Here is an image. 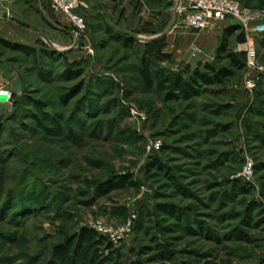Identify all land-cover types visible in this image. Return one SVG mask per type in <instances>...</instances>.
<instances>
[{
  "label": "rangeland",
  "instance_id": "374dc122",
  "mask_svg": "<svg viewBox=\"0 0 264 264\" xmlns=\"http://www.w3.org/2000/svg\"><path fill=\"white\" fill-rule=\"evenodd\" d=\"M81 1L82 48L45 5L42 14L23 0L0 3L12 25L39 32L44 48L35 62L0 48L8 73L0 89L13 95L0 114V264H54V250L82 228L108 240L99 225L130 229L112 243V264H264V37L253 24L240 27L231 49L253 39L257 68L241 53L246 68L226 85L170 101L144 83L141 59L188 78L214 63L222 24L206 49L186 51L180 37L206 32L174 19L177 0ZM233 1L264 11V0ZM172 18L179 38L150 41ZM78 69L81 77L66 80ZM41 111L56 118L60 137L41 128ZM155 159L168 170L153 169ZM118 178L128 179L124 188L98 192ZM160 254L167 261H154Z\"/></svg>",
  "mask_w": 264,
  "mask_h": 264
},
{
  "label": "trees",
  "instance_id": "16d2710c",
  "mask_svg": "<svg viewBox=\"0 0 264 264\" xmlns=\"http://www.w3.org/2000/svg\"><path fill=\"white\" fill-rule=\"evenodd\" d=\"M241 30L239 26L231 25L226 27L223 32L221 42L216 50L214 63L204 65L203 70L195 71L188 78L182 74H174L166 69H160L147 58L141 59L139 74L144 83L149 88L156 89L159 93L165 94L168 100L196 98L202 93H206L212 86H224L232 79L236 72L243 71L246 68L247 61L241 59V53L233 52L231 49V39ZM257 37H264L259 35ZM112 40L120 41L125 46H133L134 39L121 38L111 35ZM37 43V47L25 46L18 43H11L0 36V48L13 53H20L29 56L36 61L38 54L44 48ZM83 75V70H66L65 78L68 81L78 79ZM43 116L41 128L56 137L62 135V129L55 117L41 111ZM35 119H38L35 117ZM46 123L53 124V129L45 127ZM152 168L160 172H166L168 169L160 160L155 159ZM173 181L175 177L169 176ZM128 179L118 178L117 181H108L105 186L99 187L98 192L101 195H108L117 186L125 187ZM169 212V211H167ZM171 213V212H170ZM117 252L115 246L105 237L97 234L89 228H82L79 232L67 242L60 244L54 250V264H112V260ZM167 256L158 255L154 261H167Z\"/></svg>",
  "mask_w": 264,
  "mask_h": 264
},
{
  "label": "built area",
  "instance_id": "2783aa9c",
  "mask_svg": "<svg viewBox=\"0 0 264 264\" xmlns=\"http://www.w3.org/2000/svg\"><path fill=\"white\" fill-rule=\"evenodd\" d=\"M47 4L53 13L63 14L69 20L71 25L70 30L74 37L75 43L78 44V37L83 38L84 44L88 27L85 20L82 18L78 11L86 8L81 0H41ZM7 2V0H0V3ZM174 19L181 20L182 24L195 33H202L208 30L216 21L232 20L233 25L249 30L252 26L254 34L259 36L264 34V11H251L242 7L239 3L233 0H177L174 9ZM174 22V20H173ZM83 44V46H84ZM253 39L249 40L246 45L238 47V53H245L248 56V63L251 67L257 68L254 63L255 51L253 48ZM89 55L93 52L89 50ZM260 70L264 72V67ZM248 91L256 89L254 80L249 79L245 83ZM0 96H6L9 103L12 99V93L0 89ZM161 143H155L150 149L159 150ZM245 175L250 178L252 176V168L246 169ZM98 233L106 236L108 240L114 245L123 239L130 229L121 227H111L107 230L106 227L99 225L97 227Z\"/></svg>",
  "mask_w": 264,
  "mask_h": 264
},
{
  "label": "crops",
  "instance_id": "0c3cea01",
  "mask_svg": "<svg viewBox=\"0 0 264 264\" xmlns=\"http://www.w3.org/2000/svg\"><path fill=\"white\" fill-rule=\"evenodd\" d=\"M91 3V6L94 7L96 4H100L103 2H109L111 0H88ZM25 6H28L29 9H31V11H37L38 13H42L45 14V10H44V6L45 5L48 8V11L51 12L55 17H56V21L61 23V24H66L69 27H71L69 20L67 19V17H65L63 14H56L53 13L52 10L49 8V6L45 3H43L41 0H23ZM9 11V10H8ZM173 18L168 22L166 28L164 29V31L156 38H152L150 41H157L163 38H166V36H174V38L178 39L180 36V32L178 33H174L173 32L170 34L171 30H172V25H173ZM152 24H155V22L153 20L150 21ZM16 23L21 24L19 22L16 21ZM220 24H222V26L224 28L229 27L231 25L234 24V22L232 20H227V21H216L213 23V25L207 30L204 31L206 33H204V35H202L200 38H198L197 40L192 39L191 37H180V40L183 44L184 49H188V47H192V49H196L197 51L200 50V48L206 49V46L208 45V41H210V33L215 31V27H220ZM28 30L27 27H25L23 24H21L20 27H16L14 25H12L11 23V19L9 17L6 16L5 12H0V36L11 43H18V44H22L25 46H30L33 47L37 44V42L39 41L40 37H39V32H35L32 34H28L26 31ZM203 33V32H202ZM206 34V35H205ZM170 52L171 54H173L172 51H166ZM8 75L7 73V69H1L0 68V85L5 86L8 85V81L6 82V76Z\"/></svg>",
  "mask_w": 264,
  "mask_h": 264
},
{
  "label": "water",
  "instance_id": "95a60500",
  "mask_svg": "<svg viewBox=\"0 0 264 264\" xmlns=\"http://www.w3.org/2000/svg\"><path fill=\"white\" fill-rule=\"evenodd\" d=\"M7 17H10L9 13H6ZM17 22L23 24L22 21L16 19ZM84 44L83 38L81 36L78 37V47L82 48ZM8 98L6 96H0V114L3 113L5 110H10L11 106L7 102Z\"/></svg>",
  "mask_w": 264,
  "mask_h": 264
}]
</instances>
